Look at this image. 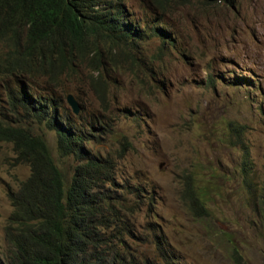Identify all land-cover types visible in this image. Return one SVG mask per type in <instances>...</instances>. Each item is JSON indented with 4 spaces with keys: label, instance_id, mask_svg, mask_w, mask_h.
Masks as SVG:
<instances>
[{
    "label": "rangeland",
    "instance_id": "rangeland-1",
    "mask_svg": "<svg viewBox=\"0 0 264 264\" xmlns=\"http://www.w3.org/2000/svg\"><path fill=\"white\" fill-rule=\"evenodd\" d=\"M126 4L144 24L155 18L165 25L174 45L150 36L140 42L143 61L137 63L132 53L118 52L111 57L119 66L108 70L109 84L79 59L75 72L39 77L34 90L59 97V111L70 119L87 123L98 116L112 124L111 135L91 137L86 147L115 164L114 184L101 188L106 194L116 191L129 203L153 196V211L144 201L130 218L136 232L126 241L133 254L153 258L154 222L181 264H264V226L240 174L244 144L253 183L264 178V0L161 1L164 9L148 0ZM106 54L101 51L104 62ZM5 85L0 78V119L9 121ZM69 94L80 104L78 114L67 104ZM32 125L57 165L72 171L78 161L59 155L55 132ZM14 157L11 143L0 142L3 261L11 251L5 237L8 194L29 172ZM187 183L202 196L205 216L184 195ZM124 186L144 191L136 196Z\"/></svg>",
    "mask_w": 264,
    "mask_h": 264
},
{
    "label": "trees",
    "instance_id": "trees-1",
    "mask_svg": "<svg viewBox=\"0 0 264 264\" xmlns=\"http://www.w3.org/2000/svg\"><path fill=\"white\" fill-rule=\"evenodd\" d=\"M127 0H0V78L5 81L7 113L0 119V142L11 143L15 163L28 167V175L8 196L12 210L5 226L11 246L0 264H181L168 240L150 224L153 258L133 254L127 239L136 230L130 218L145 201L152 210L153 196L129 203L121 193L106 194L114 184L111 158L89 150L91 137L113 132L107 119L94 116L87 123L70 119L54 94L38 93L37 78L56 72H75L79 59H86L103 83L119 65L111 59L118 52L143 59L140 42L158 36L173 46L171 31L151 18L147 25L134 17ZM160 9L161 1L148 0ZM107 51V62L101 51ZM106 72V73H105ZM209 83L213 80L209 77ZM13 83V85H12ZM32 123L52 130L61 157L73 156L77 164L64 172L56 163L42 135ZM238 130V128H237ZM239 131V130H238ZM90 132V133H89ZM240 174L248 198L264 226V178L256 185L251 178L248 146L242 144ZM140 195L139 187L124 186ZM184 195L200 216L207 214L202 196L188 183ZM146 238L148 236H145Z\"/></svg>",
    "mask_w": 264,
    "mask_h": 264
},
{
    "label": "water",
    "instance_id": "water-1",
    "mask_svg": "<svg viewBox=\"0 0 264 264\" xmlns=\"http://www.w3.org/2000/svg\"><path fill=\"white\" fill-rule=\"evenodd\" d=\"M67 104L70 106L72 112L74 114H78L80 110V105L78 101L75 99V97L72 94L67 95L66 97Z\"/></svg>",
    "mask_w": 264,
    "mask_h": 264
},
{
    "label": "clouds",
    "instance_id": "clouds-1",
    "mask_svg": "<svg viewBox=\"0 0 264 264\" xmlns=\"http://www.w3.org/2000/svg\"><path fill=\"white\" fill-rule=\"evenodd\" d=\"M207 1H214V0H207ZM76 99V98H75ZM80 105V104H79ZM70 107V106H69Z\"/></svg>",
    "mask_w": 264,
    "mask_h": 264
},
{
    "label": "bare ground",
    "instance_id": "bare-ground-1",
    "mask_svg": "<svg viewBox=\"0 0 264 264\" xmlns=\"http://www.w3.org/2000/svg\"><path fill=\"white\" fill-rule=\"evenodd\" d=\"M257 5V4H256Z\"/></svg>",
    "mask_w": 264,
    "mask_h": 264
}]
</instances>
